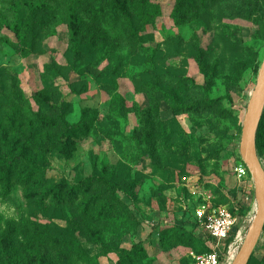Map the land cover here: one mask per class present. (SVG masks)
<instances>
[{"label":"rangeland","instance_id":"rangeland-1","mask_svg":"<svg viewBox=\"0 0 264 264\" xmlns=\"http://www.w3.org/2000/svg\"><path fill=\"white\" fill-rule=\"evenodd\" d=\"M84 1L0 0V154L42 169L7 193L0 179V264H190L210 244L199 204L255 213L242 137L264 0H198L181 24L176 0H150L128 42ZM258 126L264 172V110ZM90 174L115 189L69 198ZM248 264H264V228Z\"/></svg>","mask_w":264,"mask_h":264},{"label":"trees","instance_id":"trees-1","mask_svg":"<svg viewBox=\"0 0 264 264\" xmlns=\"http://www.w3.org/2000/svg\"><path fill=\"white\" fill-rule=\"evenodd\" d=\"M197 1L198 0H176L173 11L171 13V17L173 18V20L177 24H181L184 21V17L187 16L191 10L194 11L193 16H197ZM84 2L87 8H90L89 4L91 2H95L96 4H98V10L91 11V9H88L84 13L88 14V16L90 15L91 19H93L95 22L96 20L100 19L101 14L104 13L106 9L110 8V19H113L115 22L123 21L129 25V28L131 29L130 32L127 28H125L124 30H119L118 39L121 40V42H128L136 39V24L138 22H140L141 24L143 22L145 23L147 22V20L159 13V8H157L156 6L154 7V9H152L150 0H85ZM186 11H188V13ZM44 24H46V20L43 19L30 21V26L32 28H37L38 26ZM75 51L78 54L79 50L77 48ZM206 103L209 105L211 104L210 101H206ZM178 108L182 112H186L187 110H189L188 107L183 105H179ZM259 133L260 128L258 126L256 132V147H258L259 143ZM41 170L42 169L37 165L30 163L28 160H22L17 155L0 154V179L3 182L2 189L5 193L10 190L12 185L11 180L13 178L20 182L29 184L37 174H41ZM41 180L42 179H37L36 182H39L40 184ZM94 184L104 185L108 189H115V187L108 181L105 176L90 174L85 178L77 181L76 184L70 188L68 192L69 198H75L77 196V193L88 190L90 186ZM49 195L50 191L46 190L42 199L48 198ZM206 237V239L210 241V238L208 236ZM208 250L209 248L204 251Z\"/></svg>","mask_w":264,"mask_h":264},{"label":"water","instance_id":"water-1","mask_svg":"<svg viewBox=\"0 0 264 264\" xmlns=\"http://www.w3.org/2000/svg\"><path fill=\"white\" fill-rule=\"evenodd\" d=\"M264 110V58L256 77L255 85L250 93L247 110L243 122L242 158L250 171L254 183L257 211L244 240L230 264H248L264 228V172L256 154V132ZM247 135L245 136V133Z\"/></svg>","mask_w":264,"mask_h":264},{"label":"built area","instance_id":"built-area-1","mask_svg":"<svg viewBox=\"0 0 264 264\" xmlns=\"http://www.w3.org/2000/svg\"><path fill=\"white\" fill-rule=\"evenodd\" d=\"M240 168V173L245 172ZM253 212H238L226 204L210 207L206 203L194 209L198 228L210 238L209 250L192 254L190 264H230L252 223Z\"/></svg>","mask_w":264,"mask_h":264},{"label":"bare ground","instance_id":"bare-ground-1","mask_svg":"<svg viewBox=\"0 0 264 264\" xmlns=\"http://www.w3.org/2000/svg\"><path fill=\"white\" fill-rule=\"evenodd\" d=\"M246 135H247V132L245 133V136H246ZM244 147H245V143L242 144V150L244 149ZM257 209H258V205H257V203H256L255 212L257 211Z\"/></svg>","mask_w":264,"mask_h":264}]
</instances>
